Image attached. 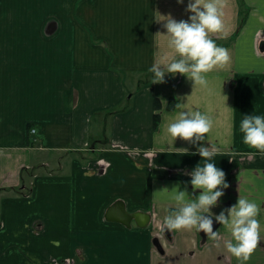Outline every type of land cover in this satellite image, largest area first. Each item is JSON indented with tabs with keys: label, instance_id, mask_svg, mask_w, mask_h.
<instances>
[{
	"label": "crops",
	"instance_id": "crops-1",
	"mask_svg": "<svg viewBox=\"0 0 264 264\" xmlns=\"http://www.w3.org/2000/svg\"><path fill=\"white\" fill-rule=\"evenodd\" d=\"M187 4L0 0V264H264V155L240 132L243 116H264V0H224L223 32L210 38L230 60L205 74L207 87L180 74L151 84L149 68L171 51L155 36L165 32L157 12L187 21ZM178 111L212 120L202 142L172 144L166 125ZM201 146L216 149L229 185L213 218L238 197L260 205L247 262L223 247L224 226L220 247L195 230L159 232L176 206L171 193H153L179 185L195 199L188 174L205 162L193 154ZM119 201L143 216L129 227L106 220Z\"/></svg>",
	"mask_w": 264,
	"mask_h": 264
},
{
	"label": "clouds",
	"instance_id": "clouds-1",
	"mask_svg": "<svg viewBox=\"0 0 264 264\" xmlns=\"http://www.w3.org/2000/svg\"><path fill=\"white\" fill-rule=\"evenodd\" d=\"M177 4L184 0H176ZM224 0H188L186 12L191 13L188 20L176 21L172 16L160 15L157 23H162L164 34L157 32L155 36L166 39L167 48L171 51L160 56L149 68L152 73L151 84L164 83L166 75L186 77L192 81L193 87L199 85L207 87L205 74L217 68H224L230 60L228 50L218 46L210 38V34L223 32L221 8ZM225 108L227 96L220 93ZM183 105L177 103L175 108ZM231 110V109H229ZM233 111V110H232ZM213 122L199 111H178L174 119L166 125V132L173 142L180 140L196 145L202 142L206 134L212 129ZM243 143L264 155V116L245 115L240 123ZM177 152L188 154V149H175ZM204 164H198L188 175L193 192L200 190V194L192 199L187 190H179V185L169 191L163 188L155 193H171L174 209L158 222L159 232L164 236L165 231L195 230L203 232L206 237L220 247L222 237L219 231H213V214L210 211L216 207L224 195V189L229 185L225 182V173L213 162L217 154L215 148L198 147L197 152ZM238 153H233V156ZM155 156V154H152ZM261 208L256 202L246 197H238L235 205L214 217L215 221L230 231L231 239L223 241L226 251L241 262H247L260 243ZM53 244H59L53 241Z\"/></svg>",
	"mask_w": 264,
	"mask_h": 264
},
{
	"label": "water",
	"instance_id": "water-1",
	"mask_svg": "<svg viewBox=\"0 0 264 264\" xmlns=\"http://www.w3.org/2000/svg\"><path fill=\"white\" fill-rule=\"evenodd\" d=\"M123 212H125V211H123V209H122V202H116V203H114L112 206H110L108 209H107V211H106V213H105V218H106V220H108V221H119V222H121L123 225H125V226H127V227H129L130 226V223H131V221L134 219H137V217H139V216H143L142 214H140V213H134V214H130V213H126L125 212V214L123 213ZM114 214H116V217L114 216ZM121 216V217H119L118 218V216ZM145 217H147V219H146V221H145V225H147L148 224V222H149V218H148V216H145ZM145 225H143V226H145ZM219 223H217L216 221H215V219L213 218V231H216L217 229H218V227H219ZM198 235L200 236V238H201V243L202 244H204L205 242H206V236H205V234L203 233V232H200V233H198ZM153 244H154V246L158 249V250H160L161 251V248H160V245L158 244V242L156 241V240H154L153 241Z\"/></svg>",
	"mask_w": 264,
	"mask_h": 264
},
{
	"label": "built area",
	"instance_id": "built-area-1",
	"mask_svg": "<svg viewBox=\"0 0 264 264\" xmlns=\"http://www.w3.org/2000/svg\"><path fill=\"white\" fill-rule=\"evenodd\" d=\"M98 166H99L100 172L104 173L106 168H107V166H108V164L104 163L103 160H100L98 162ZM57 264H74V260L67 258V259H63V260L59 261V263H57Z\"/></svg>",
	"mask_w": 264,
	"mask_h": 264
},
{
	"label": "trees",
	"instance_id": "trees-1",
	"mask_svg": "<svg viewBox=\"0 0 264 264\" xmlns=\"http://www.w3.org/2000/svg\"><path fill=\"white\" fill-rule=\"evenodd\" d=\"M155 122H156V120H155Z\"/></svg>",
	"mask_w": 264,
	"mask_h": 264
}]
</instances>
